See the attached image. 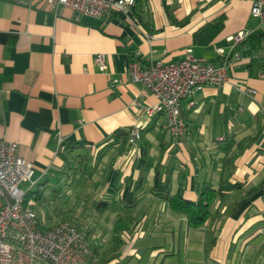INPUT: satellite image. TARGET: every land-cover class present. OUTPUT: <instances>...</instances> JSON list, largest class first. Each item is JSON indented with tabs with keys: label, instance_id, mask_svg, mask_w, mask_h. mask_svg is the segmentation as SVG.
<instances>
[{
	"label": "crops",
	"instance_id": "obj_1",
	"mask_svg": "<svg viewBox=\"0 0 264 264\" xmlns=\"http://www.w3.org/2000/svg\"><path fill=\"white\" fill-rule=\"evenodd\" d=\"M251 2L136 0L89 16L0 0V137L34 165L23 188L36 192L39 222L82 230L94 252L88 264H264V24ZM219 16L218 35L193 44V31ZM242 28L250 33L228 81L182 99L183 134H170L165 114H146L157 98L129 79L131 59L169 61L190 47L220 63L216 49ZM137 121L131 148L119 133ZM207 185L228 191L192 227L169 197L196 201Z\"/></svg>",
	"mask_w": 264,
	"mask_h": 264
},
{
	"label": "built area",
	"instance_id": "obj_2",
	"mask_svg": "<svg viewBox=\"0 0 264 264\" xmlns=\"http://www.w3.org/2000/svg\"><path fill=\"white\" fill-rule=\"evenodd\" d=\"M43 1L55 11L67 7L76 15L102 16L130 8L136 0ZM250 14L259 24H264V0H252ZM249 33V29L242 28L228 36L229 47L216 49L222 57L220 63L195 56L190 47L182 57L169 61L131 59L126 69L129 79L141 83L144 92H151L157 98L156 103L143 105L146 114H165V127L170 134H183L182 99L205 85L220 86L227 82L226 68L232 58L238 57L235 48ZM105 58L103 52L94 56L101 70L105 68ZM242 91L254 94L256 90L245 87ZM142 126L137 121L127 129L128 147L136 145ZM16 150V142L0 137V264H88L94 252L82 230L68 220L45 227L39 222L35 208L25 202L29 188L24 189L21 184L31 181L34 165Z\"/></svg>",
	"mask_w": 264,
	"mask_h": 264
},
{
	"label": "trees",
	"instance_id": "obj_3",
	"mask_svg": "<svg viewBox=\"0 0 264 264\" xmlns=\"http://www.w3.org/2000/svg\"><path fill=\"white\" fill-rule=\"evenodd\" d=\"M223 19L224 16H219L212 21H207L199 25L192 33L193 44L206 45L210 43L220 32L223 26ZM119 135L126 141L127 131L120 132ZM223 188L224 186L215 190L207 185L201 191L196 201L186 199L180 192H177L169 197V203L171 207L185 215L190 226L197 227L202 225L210 217L216 198L223 197L227 193L228 190H224ZM34 193L36 192H27L25 197V202L31 206H33L37 199Z\"/></svg>",
	"mask_w": 264,
	"mask_h": 264
},
{
	"label": "rangeland",
	"instance_id": "obj_4",
	"mask_svg": "<svg viewBox=\"0 0 264 264\" xmlns=\"http://www.w3.org/2000/svg\"><path fill=\"white\" fill-rule=\"evenodd\" d=\"M34 178V176L32 177V179ZM28 182V181H27ZM26 183L24 182V183H22L21 184V186L23 187V186H27V185H25Z\"/></svg>",
	"mask_w": 264,
	"mask_h": 264
}]
</instances>
